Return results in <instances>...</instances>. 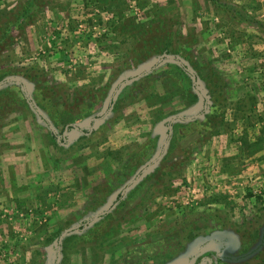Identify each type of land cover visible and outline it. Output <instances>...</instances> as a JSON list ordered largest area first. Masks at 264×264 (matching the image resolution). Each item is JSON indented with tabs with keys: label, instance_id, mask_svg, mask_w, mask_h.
<instances>
[{
	"label": "rangeland",
	"instance_id": "obj_1",
	"mask_svg": "<svg viewBox=\"0 0 264 264\" xmlns=\"http://www.w3.org/2000/svg\"><path fill=\"white\" fill-rule=\"evenodd\" d=\"M8 1L9 10L27 0ZM35 1L31 22L0 51L9 72L0 82V264H264V0ZM96 9L123 18L118 55L85 38ZM59 25L64 35L52 39ZM127 38L140 57L168 52L137 66ZM54 42L79 52L75 64L86 55V69L66 73ZM126 64L131 74L120 73ZM46 78L66 110L57 129L49 122L56 146L39 116L8 106L24 98L42 115L32 97ZM13 83L18 94L1 93ZM210 86L220 94L212 114ZM164 91L166 100L145 105ZM195 93V110L175 113ZM101 185L114 189L104 207Z\"/></svg>",
	"mask_w": 264,
	"mask_h": 264
},
{
	"label": "trees",
	"instance_id": "obj_2",
	"mask_svg": "<svg viewBox=\"0 0 264 264\" xmlns=\"http://www.w3.org/2000/svg\"><path fill=\"white\" fill-rule=\"evenodd\" d=\"M86 2H91L92 3L91 5H93V0H90V1L89 0H86ZM35 5H36V1L35 0H27L25 4H23V5L22 4H19L18 7L17 6L16 7L14 6V7L10 8L9 10L4 11L2 14H0V51L2 49H10V46L12 44H9V41L12 38V36H11V34H12L11 30L12 29H15L17 32L18 31H21L22 32V24H23V21L24 20H28L27 22H31V20L33 19V17H32L33 16L32 9H33V7ZM116 13L117 12H115L114 19H111V21L108 23L109 31L106 34H104L102 37H100V38H98L96 40L97 41V44H98V48H100L101 50H105V51L107 50V51L111 52L113 55H118L119 54V53H116L117 51L115 49H113V46L116 47V45H114L115 44V39H116V36L114 35V32L116 31L117 27L121 23L120 20L123 19L122 16H119L118 17ZM77 21H78V19H77ZM29 25H32V24H29ZM70 26H71V29L74 28V27H72V25H70ZM52 34H55L54 36L57 39L58 38H61L60 33L58 31H56V30L55 31H52ZM61 34H62V31H61ZM85 38L86 39H89V38H91V35L88 34ZM123 38L126 39L125 37H123ZM127 39H129L130 43L132 44V47H133L132 52L134 54H136V55L137 54L139 55V53L137 52V47H136L137 46V43H136L137 41H134V38H127ZM63 43H66V41H63ZM53 44L55 45V49L53 50L54 52L51 53V56H54L55 54L58 55L59 54V51L61 52V55L64 54V56L62 58L64 59V61L66 60L65 61L66 64H67V67H65V69H66L65 72L66 73L70 74L71 73V70L73 68H78V69L79 68L80 69L81 68H85L86 69V67H87L85 65L86 62H83L84 61L83 59L88 58L86 55H85L86 57H81L80 58V61L76 62V64H74L73 66H69L68 64L70 63L71 59L79 56L78 55L79 52L73 51V50H65L67 48L63 44H62L63 45V48L60 50V48L57 46V44H59V43L54 42ZM110 46H112V48H110ZM111 50H113V51H111ZM151 50L149 52H146L145 55H142L141 57L137 55L138 56V62H136L135 64L136 65L138 64L137 66H139V64H141V63L149 62L152 59L158 57L164 51V50H162L159 47H156V49H151ZM83 51L86 52L85 50H83ZM165 51L168 52L167 49ZM181 52H182L181 50L176 51L175 52L176 56H178V55H181L182 56V53ZM135 59L136 58L134 57V60ZM165 64H166L167 68H172L171 61H166ZM121 66H123V65H121ZM127 66H128V69H127V67H125L124 69L123 68L120 69V71H121L120 73L121 74H124V75H127V73L128 74H131L129 72V71H131L130 66L129 65H127ZM185 67L186 68H189V65L188 64H185ZM193 68L195 69V72H196V79H198V77L200 75H199V73H198V71H197V69H196V67L194 65H193ZM31 70L34 71V72L37 71V72L43 73L41 69L40 70H37V66L36 67H32ZM31 70L28 69V72L27 73L30 74L32 72ZM179 70H181L182 72H184L185 68L184 67H181V69L179 68ZM63 72H64V70H63ZM6 73L7 72H5V71L0 72V82L6 78L7 74H9V72L7 74ZM151 74H148L147 76H152ZM28 77L33 80V77H31V75H29ZM204 82L207 83L206 80ZM137 83L138 82L135 81L133 84H137ZM209 83H211V82H209ZM207 85L208 84H206V86ZM16 88H17V86H16L15 83L9 84L7 86L5 85L2 88L1 93L2 92L3 93H7V92L13 90V91H15L18 94V91L16 90ZM55 88L57 89V87H55V86L54 87L53 86H50V82H48V80L46 78L42 82V87L41 88L34 89L33 97L32 98L36 102L38 108H40V110H42V113H43L42 115H40L38 112L36 113V111L33 108H30L28 106V104L25 102V99L24 98L22 99V98L19 97L17 99L16 96H13L11 98V101H9L8 106H10V105L13 106V104H18L20 108H24V110H26L27 112H29L31 115H34L36 117L39 116L37 118H40V120L43 123H45V129H46V135H47V137L49 138L50 142L53 145L56 146L57 145V143H56V135L52 131V129H51L50 125H49V122L51 123V125L53 127H55L57 129V127L61 124V122H63L62 121V119H63L62 115L65 114L66 110L64 108L58 109L56 107V105L53 103L52 96L55 93V90H54ZM127 88H129V87H127ZM61 91H62V94H66L67 93V92H65L67 90H62L61 89ZM207 91H208L209 95H211V97L213 98V101H214L213 105L211 104L210 105V108H209V109H211L210 112L212 114L213 113L212 111L215 110L214 108H217V105H215V102H216L217 98L220 96V94L218 92H216V91H213L211 89V86L210 87H207ZM166 95H167L166 94V91H164L163 94L162 93H155L154 92L151 95H150V93L147 94V96L144 97V98H142V99L145 101V105L150 109V107L152 106L151 105L152 103L154 104V102L158 103V102H161L162 100H166V98H167ZM198 95L199 94H196V93L195 94H191L188 99L187 98L185 99L186 102L184 101L185 102V103H183L184 106H183V108L181 110H179L180 112L178 111V112H175V113H179V114L181 113V114L185 115L186 112L190 110L189 108H191L193 104L196 105L199 102L200 96L198 97ZM8 96H9V94H8ZM37 98L40 101H38ZM100 100H103V98L102 97H100V98L97 97L96 98V101L94 103H91V108L93 109V107L97 103H99ZM21 101H23V102H21ZM48 102L51 103L49 106L46 105V103H48ZM211 107H213V108H211ZM53 108H55V109H53ZM191 110L194 111L195 109H192L191 108ZM7 111L8 112L9 111L10 112H13V109H10L9 108V109H7ZM202 111H204V110L202 109ZM87 112H89V111L87 109H85V114ZM175 113H173L172 111L171 112L164 113V114L161 113V114L157 115L156 117H154L155 118L154 121L156 123V122H158V121H160L162 119L167 118L169 115H172V114H175ZM260 121H262V120L260 119ZM176 123L178 124V126L180 128L183 126L182 125L183 124V121H176ZM64 125L65 124L63 123L62 124V126H63L62 127V131L64 129ZM169 125H170V122H164V126L165 127H168ZM49 127H50L51 130L49 129ZM258 144H255L257 146V148L259 147ZM85 170H87V169H85ZM85 173H86L85 176H90L93 173V171L88 170ZM138 187H139V185L138 186H135L128 193L130 195H132L134 192H136V190H138L137 189ZM97 190L100 193V195H99L100 198L98 199V203H99L98 205H100V207H104L105 204H106V199L108 198V196H110L112 193H114V189L111 188L109 185L107 187H104V186L101 185ZM251 193H252V191L249 190V189H247L245 196H251L253 194V193L252 194ZM256 197H257L256 198L257 200H262L261 199L262 198L261 195H256ZM117 198L118 199L116 201H119L121 199V195H118ZM143 199H146V197H144ZM94 206H96V205H94ZM91 208L92 209H95L92 206H91ZM221 227L224 228L225 227V224H221ZM58 234L59 233H57L55 236H58Z\"/></svg>",
	"mask_w": 264,
	"mask_h": 264
},
{
	"label": "built area",
	"instance_id": "obj_3",
	"mask_svg": "<svg viewBox=\"0 0 264 264\" xmlns=\"http://www.w3.org/2000/svg\"><path fill=\"white\" fill-rule=\"evenodd\" d=\"M131 7H132V5H131ZM134 12H135V14L138 13L137 10H135ZM94 15L97 19V23H95V25L93 27H91L90 30L88 29V31H87V29L84 28L86 20H87V18H85V17L78 18L79 25H78L77 29L79 30L81 35H83L82 33H86V31H87V33L85 35L90 34L91 38L94 41V44H96L95 41L109 31L108 23L111 21V16H109V14L106 12L99 11L98 9H96L94 11ZM55 30L60 33L61 37L64 35L65 29L63 27H61V26L56 27ZM61 31H62V34H61ZM51 38L56 39L55 36H52ZM84 57H86V56H84ZM74 64H75V62L73 61V59H71V62L68 65L72 66ZM193 204H195L193 199H186L185 203H184V205H187L190 207Z\"/></svg>",
	"mask_w": 264,
	"mask_h": 264
},
{
	"label": "crops",
	"instance_id": "obj_4",
	"mask_svg": "<svg viewBox=\"0 0 264 264\" xmlns=\"http://www.w3.org/2000/svg\"><path fill=\"white\" fill-rule=\"evenodd\" d=\"M8 2H9L8 0H6V2H5V0H3V3H2V4H3V7H4L5 9H7V10H8V8L10 7V4H9ZM30 28H32V27H30ZM30 28H29V29H30ZM31 35H33V33H31L30 36H31Z\"/></svg>",
	"mask_w": 264,
	"mask_h": 264
},
{
	"label": "water",
	"instance_id": "obj_5",
	"mask_svg": "<svg viewBox=\"0 0 264 264\" xmlns=\"http://www.w3.org/2000/svg\"><path fill=\"white\" fill-rule=\"evenodd\" d=\"M63 236V235H62Z\"/></svg>",
	"mask_w": 264,
	"mask_h": 264
}]
</instances>
